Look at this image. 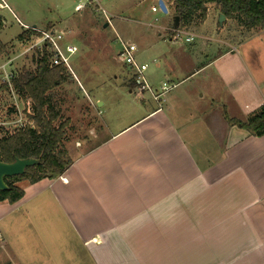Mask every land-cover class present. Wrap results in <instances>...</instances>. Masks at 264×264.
<instances>
[{
  "label": "crops",
  "instance_id": "1",
  "mask_svg": "<svg viewBox=\"0 0 264 264\" xmlns=\"http://www.w3.org/2000/svg\"><path fill=\"white\" fill-rule=\"evenodd\" d=\"M220 15L209 5L199 26ZM173 28H156L136 60L154 91L175 87L159 105L121 63L127 74L114 86L137 117L106 136L112 122L98 120V134L67 149L73 164L61 177L19 183L24 197L0 203V264H264V136L226 120L246 122L264 106L262 54L198 26L184 30L196 36L185 48ZM199 40L212 42L207 54ZM213 103L224 115L209 112Z\"/></svg>",
  "mask_w": 264,
  "mask_h": 264
},
{
  "label": "rangeland",
  "instance_id": "2",
  "mask_svg": "<svg viewBox=\"0 0 264 264\" xmlns=\"http://www.w3.org/2000/svg\"><path fill=\"white\" fill-rule=\"evenodd\" d=\"M5 1L8 8H0V23L2 22L4 26L0 31V43L5 47L2 59L6 58V61L4 60L3 63L9 62L11 70L35 69L34 58L38 52L37 50H29L33 46V42L28 43L19 40V36L24 31H28L25 27L29 29L36 27L43 32L50 27L54 31L64 33V45L75 46L78 49L70 61L72 72L67 69L73 77V82L70 85H65L60 93V97L64 100V119L70 121L67 149L70 150L73 145L82 144L91 131L98 134L99 128L96 123L98 120H111L113 126L110 127L109 131L106 130L103 133V136H106L118 128L127 126L137 117L136 112H131L133 107L122 96L121 90L114 86V76L118 75L116 82H123L127 74L118 59V54H114L117 50L120 51L116 33L125 41L135 44L138 47L139 55L142 50V43L150 37H157L160 33L156 28L160 26L173 27L175 17L173 12L167 15L162 12L156 14L152 12L153 7L159 6L160 0H99L101 8L106 10L108 15H105L91 0ZM166 1L168 2V0ZM106 21H113L117 30L114 31L111 27L105 29ZM219 22L220 17L218 19L214 17L204 27H200L196 21V25L191 28L198 26L199 33L204 34L208 39H226L227 43L237 47L241 44H247L246 48H249L252 56L258 53L262 54L260 60H263L262 65L264 67V34L247 32L237 21H229L222 30L217 27ZM191 28L186 30L191 31ZM161 33L162 40L169 39L167 32ZM37 34L41 36L40 33ZM184 40L185 36L181 35L180 44ZM208 43L211 44L212 42L205 41L204 44L201 40L198 41L200 54H207ZM109 45L112 48L111 53L107 52ZM213 46L217 47L214 43ZM183 47L188 48L184 43ZM220 47L222 48V45H219ZM209 53L211 58L217 55L219 51L216 49L215 52L211 50ZM132 77L133 73L131 74ZM198 78L202 79V75L196 79ZM101 81L104 82L101 83ZM208 81L209 78L207 77V83ZM116 89L118 92L115 91ZM97 100L103 105L97 103L96 107L95 101ZM217 105V103H213L211 107L208 104L209 112L219 114L221 111V114L224 115L226 110L223 105L225 104H221L222 108ZM12 107L16 109V113L10 114ZM29 111L28 106L15 93L0 94L1 121L7 123L16 120L20 113L25 118L23 114H26L27 117ZM25 120L28 124V119L25 118ZM68 152L70 155L72 151ZM71 156L73 159V155Z\"/></svg>",
  "mask_w": 264,
  "mask_h": 264
},
{
  "label": "trees",
  "instance_id": "3",
  "mask_svg": "<svg viewBox=\"0 0 264 264\" xmlns=\"http://www.w3.org/2000/svg\"><path fill=\"white\" fill-rule=\"evenodd\" d=\"M174 16L180 18L179 30L201 24L207 20L209 5H215L226 21H237L247 32L264 31V0H168ZM2 25L0 24V31ZM52 30L48 27V30ZM35 38L33 39V36ZM40 35L32 30L24 31L20 41L37 42ZM5 47L0 43V64ZM52 54L44 49L34 58L35 69L15 71L11 84L15 94L31 110L29 119L34 127L18 130L13 134L2 129L0 136V162L14 163L16 160L35 159L38 165L27 168L21 176L6 178L7 191H0V203L15 204L24 197L19 183L36 184L44 179L61 177L73 164L66 148L69 141V119H64L60 97L65 85L73 82L72 75L63 66L51 67ZM6 61V60H5ZM10 92L6 84L0 86V94ZM16 113L15 108L10 114ZM229 124L249 132L254 137L264 136V106L246 122L229 119Z\"/></svg>",
  "mask_w": 264,
  "mask_h": 264
},
{
  "label": "built area",
  "instance_id": "4",
  "mask_svg": "<svg viewBox=\"0 0 264 264\" xmlns=\"http://www.w3.org/2000/svg\"><path fill=\"white\" fill-rule=\"evenodd\" d=\"M0 8L7 9L8 5L5 0H0ZM95 2L99 9L105 14L108 15L107 11L101 8L99 0H91ZM153 13L161 12L160 7H153ZM27 30H32L33 32L40 33L41 37L37 42H34L29 50H37L38 53L43 52L44 49H47L52 54L51 59V67L54 66H63L66 69H69L72 72L70 67V61L73 56L77 53L78 49L75 46H67L64 45L65 42V35L62 32H57L54 30L49 31H39L36 28L29 29L25 27ZM170 34L172 35V40L177 41L180 39L181 35L185 36L186 43H193L196 39V36L192 33L184 32V30L179 29H171ZM117 43L120 47V51L118 53V59L121 63H123L126 67L131 69L133 73V83L137 87L139 92H151L153 94L154 100L156 103L160 105L163 97L171 91L175 86L170 85L169 83L165 82L159 88L158 91H154L151 86L148 84L145 78V72L148 69L147 65L139 64L136 60L137 54V46L129 41H125L119 35H116ZM14 70L9 68L8 63H1L0 64V83L6 84L10 88L11 93H15L11 84L12 78L14 77ZM25 118L28 119V124L25 118L20 115L17 116L16 120L10 122H4L0 120V136L2 135V129L5 132H9L13 134L18 130L25 129L27 127H34V123L29 119V115H31V110L26 117V114H23Z\"/></svg>",
  "mask_w": 264,
  "mask_h": 264
},
{
  "label": "water",
  "instance_id": "5",
  "mask_svg": "<svg viewBox=\"0 0 264 264\" xmlns=\"http://www.w3.org/2000/svg\"><path fill=\"white\" fill-rule=\"evenodd\" d=\"M159 7L162 13L166 15L168 14V8L163 0L159 1ZM225 21H226L225 16L220 15V22H219L220 26H223ZM179 26H180V18L176 16L174 17L173 20V27L174 29H178ZM107 27L108 25L106 24L105 28ZM35 165H38V161L35 159H24V160L18 159L14 163H10V164L0 162V191L8 190V186L5 183L6 178L21 176L26 172L27 168L33 167Z\"/></svg>",
  "mask_w": 264,
  "mask_h": 264
}]
</instances>
